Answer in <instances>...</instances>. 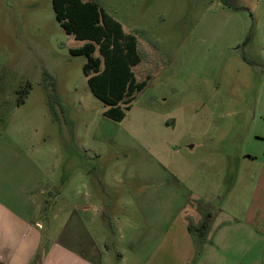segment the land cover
I'll return each mask as SVG.
<instances>
[{
    "label": "rangeland",
    "instance_id": "1",
    "mask_svg": "<svg viewBox=\"0 0 264 264\" xmlns=\"http://www.w3.org/2000/svg\"><path fill=\"white\" fill-rule=\"evenodd\" d=\"M92 1L138 37L133 71L148 86L122 122L105 117L87 57L70 52L85 42L65 32L53 0H0V204L60 227L74 205L70 224L128 260L109 264L153 262L192 213L243 224L261 206L250 229L264 250V0ZM166 257L184 259L175 247Z\"/></svg>",
    "mask_w": 264,
    "mask_h": 264
},
{
    "label": "crops",
    "instance_id": "2",
    "mask_svg": "<svg viewBox=\"0 0 264 264\" xmlns=\"http://www.w3.org/2000/svg\"><path fill=\"white\" fill-rule=\"evenodd\" d=\"M41 193L46 194L44 191ZM261 197L262 195L259 197L260 201L263 200ZM27 199L31 200L32 197ZM258 211L261 214V206H257V209H255V218L252 217L251 221L247 220L243 224L230 222L226 218L221 220L220 217L215 220L216 215L213 214L211 232L207 242L204 244H199L189 232V225L192 220L195 223H200L203 219L201 212L192 213L187 219L185 218L186 220L177 221L176 225L173 226L174 228L170 230H174V232L165 236L161 242L162 244L158 246V250L155 249L149 258H153L154 261L152 260L153 262H151L149 260L148 263L167 264L166 256L168 255V250L171 247H175L180 249L181 255H184L181 264H189L190 261L193 264L194 260L197 261L196 255L198 252H201L202 259L200 257L198 263L194 261L197 264H207L203 258L209 252H212V264H221L223 262L228 264H264V250L260 243L262 236L260 233L250 229V227L257 229V225L262 224L261 215H258ZM33 212L18 213L0 204L1 264H109V261L112 260L108 258L112 254L108 246L105 245L106 238L99 239L94 236L91 233V227L85 225L77 226L74 223L70 224V221H72L70 218L74 222L77 212V208L74 205H72L71 210L67 214V225L62 227L53 223L45 224L41 222L39 218H34ZM51 216L52 221H58L60 210L56 212L52 210ZM244 227L248 229L250 235L255 237L254 241L259 240L260 244H255V247L251 246L250 242H246L242 238V235L244 236L245 234L243 232L237 236V239L235 237L229 238L230 232H234L232 229ZM219 247L229 250L226 260H221L223 257H220ZM253 247L255 251H253ZM235 248H239V251L230 257L233 254L232 250ZM112 256L114 261L115 258H118L121 263L128 261L125 254L120 251H116ZM156 257H158V261L155 260Z\"/></svg>",
    "mask_w": 264,
    "mask_h": 264
},
{
    "label": "trees",
    "instance_id": "3",
    "mask_svg": "<svg viewBox=\"0 0 264 264\" xmlns=\"http://www.w3.org/2000/svg\"><path fill=\"white\" fill-rule=\"evenodd\" d=\"M221 1L232 6L230 0ZM53 9L65 32L85 42L82 48L70 52L73 56L87 57L83 72L93 95L108 107L104 116L122 122L137 93L148 86V80L139 81L133 71L141 63L138 37L125 32L119 21L92 0H53ZM97 52L101 57L96 56ZM27 94L28 91L20 103ZM203 216L200 225H189V232L199 244L205 243L213 220L211 212Z\"/></svg>",
    "mask_w": 264,
    "mask_h": 264
},
{
    "label": "built area",
    "instance_id": "4",
    "mask_svg": "<svg viewBox=\"0 0 264 264\" xmlns=\"http://www.w3.org/2000/svg\"><path fill=\"white\" fill-rule=\"evenodd\" d=\"M1 264V263H0Z\"/></svg>",
    "mask_w": 264,
    "mask_h": 264
}]
</instances>
